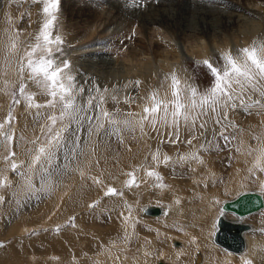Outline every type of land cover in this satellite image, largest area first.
<instances>
[{"label": "rangeland", "instance_id": "obj_1", "mask_svg": "<svg viewBox=\"0 0 264 264\" xmlns=\"http://www.w3.org/2000/svg\"><path fill=\"white\" fill-rule=\"evenodd\" d=\"M78 1L84 5L86 2L88 8L97 13L89 25L87 22L75 23L74 7L81 5ZM136 1L150 6L152 0ZM231 1L214 0V4L227 9ZM3 2L13 26L9 34L0 33V264H155L158 260L196 264L195 253L198 251L203 255L200 264H264V211L247 218L257 227L252 232L256 238L252 255L248 253L251 241L248 250L241 254L243 256L217 247L212 241L218 203L241 191L264 189V78H232L228 87L217 94V103L213 104L211 100L207 104L201 103L215 85V77L205 60L222 73L226 55L243 63L246 54L242 49L264 46V9L259 11L264 8V0L249 3L248 8L256 9L245 14L249 22L244 28L250 30V34H239L235 26L219 37L204 34L199 41L182 37L178 29L158 26L145 34L137 23L129 24L115 16L114 8L106 2L60 0L58 10L53 13L56 20L47 30L51 33V43H31L22 54L11 50L9 35L30 36L33 24L23 25L22 20L30 21L31 13L35 12L32 22L41 25L47 15L43 12L44 0H1ZM84 28L93 31L92 43L80 37L75 43L62 45L56 43V37L52 38L56 32L61 37L67 29L76 34ZM118 34L137 36L146 45L144 53L137 57L139 62L151 63L153 71L151 69L148 76H142V80L135 81V78L137 73L146 70V66L137 67L127 59V45L112 41ZM162 41H171L178 47V52L170 48L171 44L164 47ZM11 43L15 50L17 43L14 39ZM158 43L163 47L155 53L153 46ZM88 49H96L119 61L123 58L122 63L115 62L112 68L96 67L98 75L110 70L109 75L117 77H87L82 66H77L76 59L88 54ZM197 51L201 55L195 54ZM41 56L53 59L54 66L64 68L66 81L60 74L61 82L77 85V91L72 85L71 93H63L64 99H61L57 89L54 98L50 83L43 76H34L28 66L29 60L38 61ZM65 61L68 62L66 68ZM137 68L142 70L139 72ZM123 74L126 75L124 86H128L124 93L115 90L114 93L95 94L101 90V83L117 86ZM69 76L73 78L71 81ZM33 79L44 86L43 90L31 87L28 82ZM174 79L178 81L175 89L178 97L173 95ZM193 88L197 90L195 107L191 106ZM69 99L75 109L79 105L81 109L74 112L67 109L74 113L75 119L67 114L61 119ZM177 99L184 107L174 116ZM26 101L30 102V112L37 115L35 120L25 114L28 111L24 105ZM157 101L159 110L145 113L144 109H152ZM51 102L53 104H49ZM52 116L56 118L55 122ZM73 131L74 142L58 149L56 156L49 160L47 150L55 143L56 133L68 137L67 134L72 136ZM41 147L46 149L43 154L39 152ZM38 155L39 160L36 159ZM165 157H168L167 161ZM109 189L116 191L109 193ZM186 203L191 212L194 211L191 220L199 221L196 225L202 228L197 239L213 246L219 255L212 253L210 258V252H205L204 247H196L200 244L188 238L186 230L180 232L179 227L176 232L180 237L170 236L171 221L169 226L160 227L162 237H158L159 229L154 228L153 233L149 231L154 227L150 223L158 220L141 214L142 207L150 204L166 207V212L170 208L171 212L174 208L184 212ZM108 212L112 213L111 219H118V224L109 219ZM128 214L132 215L126 222L123 219ZM180 221L182 223V219ZM113 228L117 232L109 235ZM132 231L135 235L131 236ZM175 240L182 245L175 247ZM187 240L190 245L194 242L195 249L191 247L178 256L172 253L183 249ZM148 242L153 244L149 247ZM143 247L149 249L145 250L142 261ZM161 248L167 256L154 257ZM150 252L153 255L149 256Z\"/></svg>", "mask_w": 264, "mask_h": 264}, {"label": "bare ground", "instance_id": "obj_2", "mask_svg": "<svg viewBox=\"0 0 264 264\" xmlns=\"http://www.w3.org/2000/svg\"><path fill=\"white\" fill-rule=\"evenodd\" d=\"M6 1V0H4ZM101 2H106L107 4H109L111 6V8H114V11L117 15L118 18H120L121 20L123 21H128L129 24L131 23H137L139 25V27H141V30L143 33L145 34H148L147 32L149 31V29L151 30V28L153 26H158L159 28L160 27H164V28H167L168 30H176L178 29L177 31L180 32V35L182 37H186L187 39H194V40H197L199 41L202 37H204L205 35L204 34H207L208 37H219V36H222L225 32V30H230L232 29L233 27L237 26L236 28V32L239 31V34H244L247 35L249 33V31H247V29L244 28V25L246 24V22L248 21L249 22V19L247 17H245L246 15L245 14H249L251 12L252 9L248 8L249 3H251L252 1L254 0H233L231 1V3L228 5V8L227 9H224L223 7L221 6H218V5H215L214 4V0H152V1H149V3H151L150 6H144L140 3H138L137 1L135 2V0H113V1H109V0H99ZM18 2V1H17ZM70 2V0H69ZM80 2V1H78ZM84 2V1H83ZM148 2V1H147ZM8 3V2H7ZM44 3H45V0H44ZM71 3V2H70ZM81 3V2H80ZM79 3V4H80ZM67 4V3H66ZM74 4H76L74 2ZM102 4V3H101ZM68 5V4H67ZM83 5V6H81ZM81 5H79L78 7L79 8H76L74 7L75 5H73L74 7V10L76 11L74 13V16H75V23L77 22L80 23H86L88 24V22L92 21V20H95L96 19V16H97V13L95 10L93 9H90L88 8V5L86 4L85 2V5L84 3H81ZM149 5V4H147ZM4 6V8H3ZM6 3L3 2V4L1 3V0H0V33H4V34H9L8 31H11V26L12 23H11V20L8 16L10 15H7L6 13ZM10 6V4H9ZM16 5H14L15 7ZM77 6V4H76ZM254 6V5H253ZM13 8V7H12ZM104 8V7H103ZM6 11H5V10ZM8 9V8H7ZM11 9V8H10ZM72 9V8H71ZM264 8H261V10L259 11H262ZM256 9L253 8L252 11H255ZM113 11V12H114ZM10 12V11H9ZM12 12V11H11ZM10 12V13H11ZM31 13L29 11H25L24 13ZM23 13V14H24ZM70 13V12H69ZM22 14V15H23ZM70 15V14H69ZM244 16V17H243ZM14 17V16H13ZM23 17V16H22ZM35 17V12L34 13H31V17H30V21H26L25 19H23V25H30V24H33L32 25V28L34 29L32 31V34L29 33L30 36H26L25 38V35L23 34L22 36L19 34V36H14L13 34L9 35V38H10V42H9V46L11 48V50L13 52H17V53H20L22 54V52L31 44V43H34L33 45H37V44H40L41 43H44V40L43 38V32H44V24L46 23V21L48 20V15H46L43 19H42V23L41 25H38V24H34L32 22V20L34 19ZM25 18V16L23 17ZM28 18V17H27ZM69 18V17H68ZM72 18V17H71ZM13 19V18H12ZM50 19V18H49ZM71 20V19H70ZM57 22V21H56ZM55 22V23H56ZM73 21H71L72 23ZM66 23V22H65ZM70 23V22H69ZM70 23V24H71ZM60 24V23H59ZM90 24V23H89ZM88 24V25H89ZM57 25V24H56ZM56 25L54 24V26L56 27ZM72 25V24H71ZM70 25V26H71ZM18 26V25H17ZM31 26V25H30ZM59 27V26H58ZM57 27V28H58ZM80 27H82L80 25ZM25 29H28V27H24ZM54 28V27H53ZM52 29L51 32H52ZM250 28V27H249ZM78 29V28H76ZM24 30V29H23ZM32 30V29H31ZM13 32V31H12ZM23 32V31H22ZM26 32V31H25ZM60 32V31H59ZM63 33V32H62ZM254 33V32H253ZM250 34V33H249ZM142 35V34H141ZM53 36V35H52ZM59 36V33L56 32L55 35L52 37H57ZM243 36V37H244ZM251 36V35H250ZM60 37V36H59ZM80 37H82V40L85 39V41L87 42H91L92 41V38H93V31L88 29V28H84V30H79L77 31V33L75 34V31L73 30H69L67 29L66 30V33L62 34L60 39H61V43H58V44H64V43H67V44H72V42H76L78 39L80 40ZM91 38V39H90ZM249 38V36H248ZM11 39H14L15 41V44H16V47H15V50H14V45L13 43H11ZM122 39V42L120 43V40ZM56 40V39H55ZM78 40V41H79ZM112 40V38H111ZM94 41V40H93ZM115 44H123L122 46H125L127 45V59L128 60H131L132 63L136 64L137 67H140V66H144L146 68L145 71L143 72H140L142 69L140 68V71L138 69V71L140 73H137V76L135 78V81L137 80H142V76H148L151 69L153 71V65L149 62L147 63H142V62H139L140 61V58H138L137 56L138 55H141V52L144 53L145 49H146V45L144 44V42L142 41L141 38H138L137 36L133 37L132 35H130L128 37V35L124 36L122 34H118L116 37L113 38L112 40ZM158 41V40H156ZM155 41V42H156ZM196 41V42H197ZM92 43V42H91ZM148 43V42H147ZM164 47L168 46L169 44H171V41H166L164 43V41H162ZM31 45V46H33ZM49 45V44H48ZM0 46H1V42H0ZM46 46V45H45ZM162 46V45H161ZM161 46L160 44H154L153 46V49H154V52L157 53L160 49H161ZM172 47L170 48H173L175 50V52L177 51L178 52V47L175 45V44H171ZM198 46H200L201 48H203L202 45L198 44ZM163 47V46H162ZM198 47V48H200ZM39 48V47H38ZM48 48V47H47ZM89 48V47H88ZM119 48V47H118ZM33 50H35L34 48H32ZM204 49V48H203ZM202 49V50H203ZM37 50V49H36ZM88 54L90 52V54H92L91 56H89L88 54L86 55H80L78 56V58L76 59L77 61V66L81 65L82 66V69L86 71V74L87 77H90L91 79H112L113 77H115L116 75H109L108 70L107 71V75L106 73H103V74H97L95 73L96 69L98 68L97 66H100L101 67H108V68H112L111 66H113V64L115 62H118V63H122L121 61H119L118 59H115L114 56H107L106 54H103L102 52H98L96 51V49H88ZM206 51H208L206 49ZM28 52H30L28 50ZM27 52V53H28ZM199 51H197L195 54H199L201 52L198 53ZM45 53V52H44ZM162 53V52H161ZM171 53V52H170ZM179 54V53H178ZM26 55V54H25ZM24 55V56H25ZM45 55V54H44ZM111 55V54H110ZM201 55V54H199ZM19 56V55H18ZM178 56V55H177ZM29 58V56H26ZM168 57V54H167V57ZM19 59V58H18ZM21 59V58H20ZM126 59V58H124ZM134 59L136 61H134ZM126 60V61H128ZM179 60V58H178ZM124 62V61H123ZM129 62V61H128ZM130 64V63H129ZM150 64V65H148ZM27 65V64H26ZM116 65V63H115ZM148 65V67H147ZM20 66V65H19ZM22 66V65H21ZM76 66V65H74ZM73 66V67H74ZM97 67V68H96ZM26 68V67H25ZM28 68V66H27ZM104 68V69H105ZM69 69V68H68ZM104 69H102L103 71H105ZM128 69V68H127ZM27 70V69H26ZM72 70H75L74 68ZM98 70V69H97ZM149 70V71H148ZM28 71V70H27ZM31 71V69H30ZM69 70H67L68 72ZM99 71V70H98ZM129 70L126 71V75H127V72ZM64 68H62V73L61 75L63 76L64 74ZM72 72V71H71ZM75 72V71H74ZM101 72V71H100ZM111 72V71H110ZM18 73V72H17ZM83 74L85 72H82ZM93 73V74H91ZM19 74V73H18ZM26 74V73H25ZM79 74V73H78ZM91 75V76H89ZM126 75L123 74L121 75V79L120 78H117V79H120V83L118 81V84L117 86H114V85H106L107 83H101V90L98 91V92H95L96 93H104V92H109V93H114L115 90L116 92L118 93H124L126 88L128 87L127 85H125V80H126ZM79 76V75H77ZM76 76V77H77ZM82 76V75H81ZM84 76V75H83ZM21 77V76H20ZM87 77H85V79H87ZM112 77V78H111ZM117 77V76H116ZM78 78V77H77ZM81 78V77H80ZM63 80H65V76H63ZM77 79H75L76 81ZM115 79H113L112 81L115 83L114 81ZM66 81V80H65ZM89 81V80H88ZM110 81V80H109ZM69 82V81H68ZM66 82V83H68ZM100 82V81H99ZM102 82V81H101ZM105 82H108V81H105ZM111 82V81H110ZM31 87L35 90H40L42 89L44 86L43 85H38V83L36 82V80H30L28 82ZM167 83V82H166ZM82 84V83H81ZM93 84V83H92ZM128 84V83H127ZM142 84V83H141ZM73 85V89H75L77 91V88L74 87V84L72 83ZM86 85V84H85ZM106 85V86H105ZM136 85V84H135ZM114 86V87H113ZM124 86V87H123ZM137 86V85H136ZM144 86V85H143ZM28 87V86H27ZM124 89V91H121V88ZM161 87V86H160ZM165 88V87H164ZM162 88V90L164 89ZM79 89V88H78ZM100 89V88H99ZM98 89V90H99ZM159 89V88H158ZM43 90V89H42ZM91 90V89H90ZM109 90V91H108ZM113 90V91H111ZM161 90V89H160ZM27 91V90H26ZM111 91V92H110ZM132 92V91H131ZM71 93V92H70ZM72 93H74L72 91ZM89 93V90L88 92ZM161 94V93H160ZM164 94V93H163ZM87 96V94H84ZM91 95V94H90ZM110 95V94H108ZM117 95V94H116ZM120 95V94H119ZM165 95V94H164ZM76 96V94H75ZM96 96V95H95ZM55 98V97H54ZM60 98V97H59ZM54 100V99H53ZM61 100V99H60ZM87 100V99H86ZM80 101V100H79ZM63 102V101H62ZM86 102V101H85ZM47 104V103H46ZM49 104H53L52 102L49 103ZM56 104V103H55ZM24 105L28 108V111L25 113L27 114V116L29 117V119L33 118L35 120V118H37V115L36 114H32L30 112V110L32 108H29L30 107V102L26 101L24 102ZM82 105V104H81ZM110 106V105H109ZM22 108V107H21ZM83 108V107H82ZM47 109H48V106H47ZM81 109V106L79 105L76 109L74 108V106L71 108V111L74 112V110H77L79 111ZM121 112V111H120ZM34 113V111H33ZM49 113V112H46V114ZM24 114V115H25ZM74 114V113H73ZM119 114V113H118ZM56 115V114H55ZM58 115H60L58 113ZM44 117H47V115H45ZM53 117V116H52ZM58 117V116H57ZM138 117V116H137ZM23 119V118H22ZM21 120V119H20ZM115 120V119H114ZM32 121V120H31ZM62 122V121H60ZM26 123V122H25ZM65 123V122H64ZM32 124V123H31ZM66 124V123H65ZM138 124V123H137ZM25 125V124H23ZM61 126V125H60ZM65 128V126H64ZM76 131V130H75ZM108 135V134H107ZM66 136V135H65ZM67 136H69V134H67ZM105 136V135H104ZM98 138V137H97ZM101 139V138H100ZM104 140V139H103ZM163 154V153H162ZM252 154V152H251ZM57 162V161H56ZM48 168V167H47ZM40 170V169H39ZM234 179V178H233ZM40 180V179H39ZM240 182V181H239ZM78 191V190H77ZM75 192V191H74ZM79 192V191H78ZM247 192H255L257 194H259L261 197H262V200H263V205H264V189H260V190H247V191H241V192H238L234 197H232L231 199H225V201H221L218 203V210H217V214H216V217L214 219V229L212 231V241L214 244L217 245V247H221L219 246L215 241H214V233H215V230L217 228V218L219 216H224L227 220H230V221H233V222H240V223H244V224H247L249 226L248 230H244L241 234L242 236V241L244 242L243 245V249L239 252H233V251H229L231 253H234V254H243L245 253L248 248H249V241H251V246L249 248V252L251 255L253 254V249H254V240L256 241V238H253L252 236V232L257 228L253 223L251 222H248L247 221V218L250 217L251 215L253 214H256V213H259L261 211H264V207L256 212H252V213H249V214H246V215H243V216H237L235 215L234 213L232 212H228V211H225L223 210L222 208V205L227 202V201H230V200H233L235 198H237L239 195L243 194V193H247ZM165 194V193H164ZM166 196V195H164ZM152 198V197H151ZM164 198V197H163ZM162 198V200H163ZM168 198V197H167ZM155 199V198H153ZM180 200V199H179ZM69 201V200H68ZM178 201V198L177 200ZM186 201V200H185ZM72 202V201H71ZM67 204V203H66ZM76 204V203H75ZM170 204V203H169ZM74 205V204H73ZM72 205V206H73ZM189 205V203H186L185 206L183 207L184 209V212L178 208H174L172 210V212L170 211V209L167 210L166 212V207H162L160 205H157V204H150V205H145L144 207H142V216L146 217V218H153V219H157L158 221L157 222H151L150 226H154L152 228H159L160 229V226H169V223L170 221L172 223V226L175 227V230L174 232H171V234H175V235H172V236H176V237H180V235L176 232V228L179 227L180 229V232H183L186 230V233L188 235V238H191V240L195 239V243L197 244H200L196 247H201L200 249H202V247H204L203 249H205V252H210L209 254V257L211 258L213 255H211L212 253L216 254V255H219L220 252H218L217 249H215L213 246H208L205 242H203V240H200V239H197V237H199V235L202 233V228L198 225H196V223H199V221L195 220V221H192L191 218L192 216H194V211L191 212L192 210H190V206H187ZM152 206H157L161 209V213L159 215H149V214H146L145 213V210L146 208L148 207H152ZM175 206H177V204H175ZM174 206V207H175ZM107 208V207H106ZM173 208V206H172ZM164 211H165V215H164ZM132 212V211H131ZM117 213H121V212H117ZM111 212H108V215H109V219L114 223V224H118V219H115L114 217H112L113 219H111ZM204 214V213H203ZM95 215V214H94ZM121 215V214H120ZM132 215V214H131ZM131 215H126L125 219L123 220H126L127 222V218ZM164 215L163 218H161L162 216ZM201 216V215H200ZM107 218V217H106ZM161 218V219H159ZM182 219V223H181V220ZM200 219H202L200 217ZM184 220V221H183ZM202 222V221H201ZM131 224V223H130ZM126 225V224H125ZM202 225V223H201ZM165 227V228H166ZM173 227H172V231H173ZM106 231V230H105ZM126 231V230H124ZM123 231V232H124ZM149 231H152V229H150ZM113 232H117L116 231V228H113L112 230L110 229L109 230V235H111ZM160 232H162L160 230ZM205 232V231H203ZM255 232V231H254ZM127 233V232H126ZM136 233V232H135ZM97 234V233H96ZM163 234H164V231H163ZM171 234L169 233V235L171 236ZM131 236L132 235H135L134 234V231H132V234H130ZM147 235V234H146ZM114 236V235H113ZM118 236V235H117ZM111 238V236H109ZM115 238V236H114ZM127 238V237H126ZM202 238V237H201ZM130 239V238H129ZM138 239V238H137ZM136 239V240H137ZM145 240V237L143 238ZM148 239V238H146ZM126 240V239H125ZM199 240V241H198ZM258 240V239H257ZM107 241V240H106ZM148 241V240H147ZM146 241V243H147ZM187 244H185V246L183 247V249H177L175 252L174 250L172 251L173 254H175L176 256H178L179 254L181 253H184L187 251H189V249L191 247H193L194 245V242L192 243V245H190V243L188 242V240L186 241ZM257 243V242H256ZM259 243V242H258ZM153 243L151 242H148V246L151 245ZM173 244L175 247H179L182 245V242L178 241V240H175L173 241ZM146 245V244H145ZM79 246V245H78ZM140 246V245H139ZM258 246V245H256ZM264 246V245H263ZM138 247V246H137ZM150 247V246H149ZM149 247L145 248L143 247L140 253V257L143 261V258H144V253L145 250H148ZM195 247V245H194ZM193 247V249H195ZM129 248V247H128ZM134 248V247H132ZM164 248V246L162 247ZM160 250L159 254L158 253H154V257H158V256H167L166 255V252L164 249ZM211 248V249H210ZM222 248V247H221ZM260 248V246H259ZM173 249V248H172ZM262 249V248H261ZM163 250V251H162ZM192 250V249H191ZM190 250V251H191ZM144 251V252H143ZM184 251V252H183ZM260 251V250H259ZM203 253V252H202ZM152 253L150 252L149 253V256L151 255ZM258 253H255V255H257ZM261 254V253H260ZM262 254H264V251L262 252ZM260 255V256H263V255ZM138 255V254H137ZM147 255V254H146ZM153 255V254H152ZM195 257H196V264H200L203 260V255L198 251L197 254L195 253ZM173 256V255H172ZM243 256V255H241ZM259 256V257H260ZM256 257V256H255ZM150 258V257H149ZM153 258V257H152ZM223 258V257H222ZM164 259V258H163ZM171 259V258H170ZM241 259V258H240ZM139 260V259H138ZM172 260V259H171ZM243 260H246V257L243 259ZM256 260V259H255ZM259 260V258H258ZM90 262V261H88ZM158 262H162V263H165V264H174V263H171V262H168L166 260H158L155 262V264H157ZM140 263V262H139ZM206 263V262H204ZM212 263V262H211Z\"/></svg>", "mask_w": 264, "mask_h": 264}, {"label": "snow or ice", "instance_id": "obj_3", "mask_svg": "<svg viewBox=\"0 0 264 264\" xmlns=\"http://www.w3.org/2000/svg\"><path fill=\"white\" fill-rule=\"evenodd\" d=\"M60 0H45V4L43 7V12L47 14L50 19L46 21L44 24V32H43V40L45 44L51 43V33H49L47 30L50 26L53 25L54 21L56 20V16L53 14L56 12L59 8ZM56 43H61V39L59 36L56 37ZM243 53L246 54V60L243 63H238L236 59H234L231 55H226L224 59L226 60V65L223 69V72L221 73L220 70L216 67H214L209 61L205 60L204 63L210 70V72L215 77V85L211 88V92L206 95L201 103L207 104L209 100L213 104L217 103V94L222 93L225 88L228 87V82L232 78H239L243 77L247 80H252L254 77H262L264 78V46H261L259 49L255 46H253L251 49L244 48L242 49ZM50 55V52H49ZM55 61L51 58H48L46 56H41L38 61L29 60L28 66L31 69V72L34 76H43L44 80L50 83L51 86V95L53 97L57 96V89L61 92V99H64L63 93H70L71 90V83L65 84L64 82H61L60 80V74L62 72V68L59 66H54ZM64 67H68V62H64ZM73 78L71 76L68 77V80L71 81ZM178 84L177 80H173V88L174 92L173 95L178 97V91H176V86ZM196 89H192V107L196 106L195 101V95H196ZM175 109L176 111L173 113L174 116L180 114V110L184 107L179 101V99L174 101ZM73 107V101L72 99H69L67 104L65 105V112L61 113V119H63L64 115H70L73 119H75V116L71 112H67V109H71ZM160 103L157 101L152 109L145 108V113H148L151 111L152 113H156L159 110ZM166 107V106H165ZM105 116H107V113H104ZM55 117H52L53 122H55ZM185 119H187V116H185ZM113 124L116 122L113 121ZM125 124L128 122L125 121ZM153 123H155V120H153ZM66 130V129H65ZM75 136V131H73L72 136L68 137H61V133H56V141L54 144H50L48 150H47V157L49 160L54 158L56 156L57 150L65 147L69 142H74L73 137ZM61 140L64 141V143H61ZM39 152L41 154L46 152V149L44 147H41L39 149ZM264 155V153H262ZM37 160L40 159V156L38 155L36 157ZM165 161L168 160V157L164 158ZM152 175L153 173H149ZM115 189H109V193H114Z\"/></svg>", "mask_w": 264, "mask_h": 264}, {"label": "water", "instance_id": "obj_4", "mask_svg": "<svg viewBox=\"0 0 264 264\" xmlns=\"http://www.w3.org/2000/svg\"><path fill=\"white\" fill-rule=\"evenodd\" d=\"M264 207L262 197L255 192H247L237 198L227 201L222 205L223 210L232 212L237 216H243L256 212ZM146 214L159 215L161 209L157 206L148 207ZM249 226L240 222L227 220L224 216L217 218V228L214 233V241L223 249L239 252L243 249L242 232L248 230ZM157 264H165L158 262Z\"/></svg>", "mask_w": 264, "mask_h": 264}, {"label": "crops", "instance_id": "obj_5", "mask_svg": "<svg viewBox=\"0 0 264 264\" xmlns=\"http://www.w3.org/2000/svg\"><path fill=\"white\" fill-rule=\"evenodd\" d=\"M161 227V226H160ZM171 227H172V225H171ZM153 231H154V228H151ZM157 229H159V228H157ZM160 230V229H159ZM153 231H150V232H152L153 233ZM171 232H174V229H173V231H172V229L170 230V234H171ZM157 233V236L158 237H162L161 236V232H156ZM178 233V232H177ZM172 237H174V236H172ZM160 246H162V245H160ZM158 251H160V250H158Z\"/></svg>", "mask_w": 264, "mask_h": 264}]
</instances>
